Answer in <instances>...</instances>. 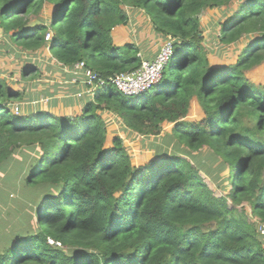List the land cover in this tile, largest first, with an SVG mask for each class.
I'll return each instance as SVG.
<instances>
[{"label":"trees","instance_id":"16d2710c","mask_svg":"<svg viewBox=\"0 0 264 264\" xmlns=\"http://www.w3.org/2000/svg\"><path fill=\"white\" fill-rule=\"evenodd\" d=\"M233 1L0 0V27L14 45L48 46L63 66L83 61L105 79L142 65L139 47L113 37L130 9L145 12L157 36L177 38L152 89L126 96L107 86L80 99V116L17 113L23 94L0 79V168L21 147L35 151L22 181L47 188L29 197V217L5 232L0 224V264H264V85L246 74L264 64V0H238L219 23L220 45L243 44L234 62L213 65L202 35L201 15ZM196 102L203 115L191 120ZM103 111L140 136L160 137L172 125L175 151L134 165L121 136L107 146ZM205 147L229 167L233 207L189 157ZM244 203L258 220L238 208Z\"/></svg>","mask_w":264,"mask_h":264},{"label":"rangeland","instance_id":"374dc122","mask_svg":"<svg viewBox=\"0 0 264 264\" xmlns=\"http://www.w3.org/2000/svg\"><path fill=\"white\" fill-rule=\"evenodd\" d=\"M237 4L238 0H234L228 8L209 9L201 15L203 27L202 35L205 38V43L209 49L211 59L214 61L213 65L215 66L234 62L243 47L242 43L237 46L220 45L218 40L220 31L219 23L226 19L227 16H225V13L234 11L237 8ZM51 7L52 6L45 7L43 11H41V15L45 18L50 17L51 10H53ZM27 17L32 21L39 18L34 13L28 14ZM145 19H147V21ZM149 24L145 12L130 9L128 27H124L126 25H121L122 27L118 26L119 30L118 28L114 30V37L116 39V36L120 33L122 42H132L136 47L140 45L144 46L147 43L148 48L146 50L149 49V53H155L161 49L166 39L157 36ZM128 28L131 29V32L129 30L127 32L123 31ZM85 55L89 57L88 50L85 51ZM57 64L62 65L53 57L48 46L36 52H26L16 44L14 45L13 41L8 37L5 38L3 29L0 27V79L5 80L11 89L17 90L22 94L49 91L50 93L61 95L62 99H68L66 97L71 91L69 83L67 80L65 81L66 77L60 71ZM27 69L28 71L31 69V71L28 72ZM67 69L68 67L65 68V71ZM25 71L28 73L26 76L23 74ZM246 74L255 83L264 85V64L250 69ZM80 85H82V83ZM72 95L76 97V99L74 98V102H77L78 106L81 108V111L76 108L74 115L80 116L83 110L82 107L84 108L80 99H87L89 97H77L74 94ZM39 96V100H36V102L27 104V99H25L27 98L26 96L23 97L20 102H16V105H21L19 113L31 114L32 112L36 113L47 109L50 97L41 94ZM79 104H81V106ZM28 110H30V112H26ZM102 113L108 128L109 136L107 146H111L115 136H121L132 157L134 165L143 166L154 161L158 157V152H162L161 155L163 156L166 154L171 155L173 151H175L174 146L168 143V136L169 133H171L172 125H165L160 137H145L135 134L126 128V125L117 113L112 111H103ZM202 115L203 113L199 104L197 102L194 103L190 113V119L197 120L200 119ZM185 149L186 147L183 146V150ZM35 153V151L31 153L27 148L23 149V147H21L16 152L13 159L6 162L4 166L0 168V224L4 225L2 232L12 228L15 223L19 224V220L22 217H29L31 209L30 206L26 205V203L29 202V197L37 198L38 194L44 195L47 193L46 187H43L42 191H38L33 187H27L22 181V177L26 175H23L22 172L28 170L29 165L33 162ZM184 153H187V149ZM193 154V156L190 154L189 157L197 164V169L200 171V174L208 183L209 187L218 197L227 196V201L230 206L233 207L234 204L232 199L228 197L231 186L225 180L229 174V167L222 165L219 157L208 147L203 148L198 153L194 152ZM244 205V207L238 206V208L240 210L244 209L250 220H258V217H254L250 205L248 203H244ZM30 223L31 221L28 220L25 225Z\"/></svg>","mask_w":264,"mask_h":264},{"label":"built area","instance_id":"2783aa9c","mask_svg":"<svg viewBox=\"0 0 264 264\" xmlns=\"http://www.w3.org/2000/svg\"><path fill=\"white\" fill-rule=\"evenodd\" d=\"M52 33L46 37L51 40ZM177 38L169 36L163 43L160 51L152 60H142V65L133 71H125L115 74L109 79L103 78L99 73L92 70L85 62H78L73 67L65 71L70 74L69 84L78 85L82 83V88L74 93L77 97L85 95L94 96L99 89L107 86H115L122 94L126 96H138L147 93L163 77V72L175 55V42ZM17 113L20 111V106L15 105ZM259 231L264 235V223L259 226Z\"/></svg>","mask_w":264,"mask_h":264},{"label":"crops","instance_id":"0c3cea01","mask_svg":"<svg viewBox=\"0 0 264 264\" xmlns=\"http://www.w3.org/2000/svg\"><path fill=\"white\" fill-rule=\"evenodd\" d=\"M147 18L149 20V17L148 16H147ZM145 20L147 21V19H145ZM149 23H150V20H149ZM149 26L151 27L150 24H149ZM119 27H122V26H119ZM119 27H117L118 30H119ZM124 27H128V25L127 26H124ZM128 30L131 32V29L130 28L124 29L123 31L127 32ZM153 32L155 33L154 30H153ZM118 35H117L118 37L116 36V39H115V37H114V31H113V37H114V41H115L116 44L123 45L125 43H129V42H122V38H121L120 33ZM130 43H132V42H130ZM139 48H140L139 55L141 56L142 59H146V60H152L153 58H155V56L157 55L158 51L160 50L159 49L155 53H149L150 52L149 49L146 50L148 48L147 47V43L144 46H141L140 45ZM141 51H142V54H141ZM57 66L60 69V71L64 74V76L67 77L66 79H68L70 77V74L64 71L62 65L57 64ZM66 79H65V81H66ZM69 87H70V90H71L70 91V94L71 95L69 97H66L68 99H62L61 95L55 94V93H50L49 91H45V92H41V93H37V92L23 93V97H25V96L27 97L25 99H27L26 103L28 104L30 102H36V100H39V97H40L39 95L40 94L41 95H46V96L50 97V101H49V104H48L47 109H45V110H49V111L53 112L56 115H61V116H75L76 114L74 115V113L76 111V108H78V110L80 109V111H81V108L78 106V103L77 102H74V100L76 99V97H74L72 94H74L76 91L80 90L82 88V85H80V84H78V85L69 84ZM80 102H81V104L83 106L86 103V101H83V100H80ZM81 104H79V105L81 106ZM82 109H83V107H82ZM26 112H30V110H28ZM77 114H79V113H77Z\"/></svg>","mask_w":264,"mask_h":264},{"label":"clouds","instance_id":"9594fccd","mask_svg":"<svg viewBox=\"0 0 264 264\" xmlns=\"http://www.w3.org/2000/svg\"><path fill=\"white\" fill-rule=\"evenodd\" d=\"M143 60V59H142ZM64 67L65 66H63V69H64ZM124 95V94H123ZM85 96H88L89 98L88 99H93L94 98V96H90V95H85ZM16 105V104H15ZM19 106H21V105H19Z\"/></svg>","mask_w":264,"mask_h":264}]
</instances>
